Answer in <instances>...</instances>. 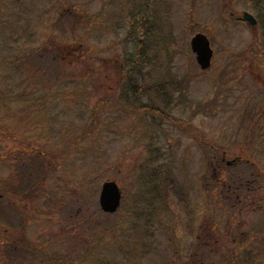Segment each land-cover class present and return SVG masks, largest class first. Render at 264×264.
<instances>
[{
  "label": "rangeland",
  "instance_id": "rangeland-1",
  "mask_svg": "<svg viewBox=\"0 0 264 264\" xmlns=\"http://www.w3.org/2000/svg\"><path fill=\"white\" fill-rule=\"evenodd\" d=\"M99 1L100 0H70L69 4H67L69 10L77 14L72 15V17L65 15V18L62 19L61 15L59 16L57 11H55L54 19L56 15V18H61V21L65 22L59 25L60 30L56 29L55 36L53 35L52 37L51 35L52 42L55 41L57 44L56 51L53 55L62 52L60 49H63L65 59L58 61L57 59L52 60L51 58L50 66L52 67H50L49 70H46L45 67V64H48L46 56H40L41 59L39 60V64L42 65V68L39 67L38 64L39 74L47 76H42V79L46 80V84L44 87H40L39 93L47 91L45 89L48 82L54 81L55 78V86L51 90V93L55 94V101L52 103L53 106L50 105V110L41 111V109H38L34 114V119L28 121L23 117L24 114L19 113L17 116L16 112L11 111H8L10 113L4 117V108L1 106L0 100V127L1 124H6V128H14L15 124L18 123L19 119L22 117V126L20 129H16V137L12 139L8 138L4 133L0 134V154L5 153V156L11 146L18 144L14 139H21L22 144L27 143L28 145H35V143H38L39 145L41 144L40 146L43 145L42 147L47 148L51 156L55 155L59 150L65 149L74 139L79 138L85 126H89L88 115L91 111L87 110V108H91L94 103H96L97 98L109 99L113 95L112 89H114V87L112 88V85L117 86L116 82L117 80L119 81V79H113L111 83L107 78L101 75V77L98 78V82H102L105 86L99 88L97 91L98 96L94 94L90 99V95L87 97H79L67 94L72 88L81 86V83H78L77 79H74V83H67L63 78H60L58 82H56L58 75L77 76L90 66L92 69L95 67L99 68L98 63H101L98 53L100 47L107 42V44L113 42V40H116V36L114 35L120 34L117 30L113 32L112 27H109L107 34L103 37L102 33L96 30V24L90 25L88 22H85L84 18L87 16L94 18L97 13L103 9L107 14L114 13L111 19L105 22V24L110 26L115 22V25L117 22V20L114 19L115 13H123L125 17L128 12V7L126 8L125 6V4H128L127 0H116L112 5L104 8H102V4ZM36 2L37 0L31 1L33 5L36 4ZM170 3L172 4L171 8H175L177 16L174 14L173 18L169 19V24L173 27H175L174 24H176L179 30H183L181 45L184 53H181L182 55L177 57L173 64V71L170 76L174 78L170 79V76L168 77L163 69L161 70L160 77L167 78L168 81L170 79L175 83L180 80L179 76H183L186 73L189 75H198V73L201 72L189 46L193 32L199 30L206 31L209 37H211L217 51L213 66L202 73V77L199 79L198 75L195 80L190 83V87L184 95L171 102L168 108H164L165 116L173 117L174 119L182 118L190 121V117H194L192 120L201 132V135L197 138L198 142L196 143L195 139L192 137L185 136L181 132V130H183L182 128L165 124L168 123V119L165 118V116H163V124L160 120L154 123L153 128L155 131L153 128L152 131H145L146 134L152 137L153 142L151 143L155 148V152H153L150 159L153 167L156 168V166H158L159 170L163 171L162 167L164 166L165 169V167L170 164L173 171L170 177L179 183V185L177 183V192L175 196L172 191L168 189L165 191V195H168L171 200L174 199L175 201L172 203L176 210V214L170 216L163 210V222L172 220L173 225L180 234L179 239L182 249H185L184 251H189L191 245L195 243L194 234L197 232L201 222L207 217L208 213H203L209 210L207 202L204 199V194L200 195L198 193L202 180L209 175L205 160L207 152L217 155L218 157H222L223 155L227 156L228 159H232L237 153L231 152L232 154H227L224 152V149L227 148L230 151L239 149L238 151L244 152L245 149H249V145L243 144L242 139L244 137H250L251 143L253 141L257 142L253 149L254 152L260 156L259 158L262 161L261 164L264 167V119L263 123L262 121L256 123L254 121L255 113L253 112L249 120L247 116L250 113L246 107H243L247 94L250 91H252V95H254L257 90H262L259 95L261 100L257 99L251 101L249 106L255 110H258L260 107L264 109V65L258 62L252 67L254 72L258 74L257 79L250 75L241 74L243 76L239 79L238 84L232 85L230 87V92L226 91V95H224L225 97L230 96L231 99L229 98V100L223 102L221 98L218 100L217 104L215 99L217 96L216 86L219 81V73L227 65H230L228 59L231 55L242 50H247L250 52L251 56L254 57L255 54L259 53L258 50L260 47L258 43L261 42L260 37H263L261 34L262 31H260L259 28L257 31H252L244 24L238 23L237 25L230 22V20H228L230 14L234 13L233 15L239 16L240 13L242 14L243 11L247 10L253 12L255 15L258 13L264 20V0H261L256 9L253 8L252 4H250L251 2L248 0H199V3H196L195 6L191 5L189 0H170ZM56 5L59 4L56 3ZM64 7L65 5L61 6V9H64ZM44 10H46V6ZM191 13L195 16V23H199V25L195 23H192L193 26L190 25V22L193 21L189 17ZM23 17L25 19H31V16L26 12L23 14ZM40 18L42 17L40 16ZM54 19H52V22L55 21ZM128 21L129 20H127V22ZM120 22L123 26L125 20L123 19ZM225 22H227V26L224 25ZM3 24L4 22L1 26ZM24 25L25 22L22 19L12 20L3 27V32L7 33L10 30L24 27ZM126 27L127 26H123L124 29L121 30L122 37L126 31ZM174 31L178 30L174 29ZM37 33H39L41 38H45L48 35V32L43 30V28L40 27L39 29V24ZM118 39H121V36ZM65 44L70 46V48L65 50L63 48ZM31 47V41L26 39L24 41V50ZM108 48L109 46L107 49ZM118 49L119 51L123 50L122 47ZM118 49L111 48V50H108L109 54L104 55L113 58V55L116 54L115 52ZM250 59L251 60L243 62L238 70L244 68L248 69V65L252 63L251 61L254 59L256 60L255 57ZM97 60L98 63L96 64ZM32 61L36 62L38 60H25L24 58L22 62V71L25 72L28 77H32V81L33 79L35 81L37 76L32 68L37 64ZM236 67L237 66H235V68ZM14 68L15 64L3 66L2 74L6 75L7 73H11L6 75L7 77L0 73V92L8 91L6 95H8L9 92L14 93L20 91L16 90L14 87L15 80L19 79V81H21V78L16 76L17 73ZM94 74L98 75L97 73ZM98 76H100V73ZM7 78L11 80L10 91L6 84ZM155 81H159V78ZM66 85L69 86L66 87ZM5 87H7V89H4ZM25 89L26 88H24V90ZM36 89L34 85L28 88V91H37ZM94 90H96V88ZM177 95L178 93H174V96ZM166 97L167 95H163V99L161 98L158 104H163L161 100L164 102ZM86 99L89 101H86ZM209 100L213 101V104H216L214 108H211L209 105L204 106L209 103ZM19 104L24 105L21 102L17 105H13V107H17ZM203 110H205V112H203ZM26 112L27 110L24 111L25 114ZM112 112L114 111L111 106H105L104 114L101 116V118H103L102 127L104 130L94 132L92 136L85 141H77V145L74 146L75 149L71 152L75 159L71 161L69 165L67 164V160L62 162V164L56 163L51 165V162L48 161L47 158L36 159L35 163L38 164V166L28 161L30 168H35L34 175L30 176V169L28 171L23 165L24 155L21 153L22 150L17 151L19 152V161L16 163H13L12 157L0 159V181L3 180V182H0V188L4 183L9 191L7 194L8 196L10 195L9 200L5 207L3 206V211H1L0 214V228L1 226L3 230H7L8 228L10 234L12 233V235L9 236L12 238H19L26 242L29 241L33 244L37 243L42 245L38 250L32 248L31 250L33 252H29V249L23 247L22 250L25 254L23 253L18 256L14 255L12 260L7 259L6 262L0 264H13L14 261L17 260L21 264H40L41 257L48 251H51L53 256H55L57 251H62V258H64L66 253L74 255L75 253L95 249L93 244L97 243L96 239L91 238L88 244H85L86 236L84 233L87 229L98 226L99 222L105 218L99 210V194L102 182L106 179L116 181L123 192H126L128 197L131 193V180L134 186L133 181L135 173L139 170V165H141V171L139 170V173H142L144 177L146 175V173H143L144 167L142 166L145 153L142 145L138 143V140L140 141L142 138L140 137V133L143 131H139L142 125H140V127L135 125V127L131 129V126L133 127L134 123H137V121H133V117H131L129 112H124L120 109H117L116 114H112ZM154 114L159 115V113L151 112L152 121H156V119L153 118ZM147 117H150V114H148ZM51 120L54 121L51 122ZM140 122L145 126L148 125L147 120ZM151 123L152 122H149V124ZM250 123L255 125L262 123L261 137L250 135ZM90 131H92V129L89 130V132ZM19 135H21L22 138L19 137ZM137 136L140 138H137ZM204 138L210 139L215 146H219L221 149H211L212 151L207 150L202 146V139ZM150 141L146 142L150 143ZM158 153H161L162 156H158ZM145 160L148 163L147 157ZM106 161H108L107 166L105 164ZM69 168L74 169L76 172V180L81 182L78 184L75 180L72 187L73 191L66 187L67 190L65 188L61 193H56L53 196L54 203H50L47 200L43 202L40 196H43L42 187L44 181L48 182L46 177L51 175V171H54L55 175L66 179L71 172ZM38 173L39 179H37L36 176ZM88 180L92 183L85 185ZM38 182L39 184L42 182V185L39 186ZM61 182L66 186L65 181ZM136 184H141L143 187L145 185L144 183ZM45 187H47V183ZM89 187H94V192H86L89 194L86 195V200H78L79 195L84 193L85 190L88 191ZM143 191L144 189H135V192ZM259 195H262V191ZM129 203L132 204L133 199H130ZM38 205H43V207H37ZM40 208L49 212L52 220L42 224H33L34 226L28 227L29 221H27V215L33 212L37 213V210ZM78 211H80V215L76 216ZM70 215L73 217H70ZM48 216L47 214L45 217ZM87 216L92 218L86 220ZM241 217L244 221V229L249 228L260 231L264 229V213L255 212L254 214L249 213L241 216L237 210L236 215L231 216L229 219V223L232 224L234 230L236 222L240 221L242 219ZM36 219V217H33V220ZM156 219H160V214L156 216ZM189 222H191L193 229L189 228ZM68 226H71V230L70 228L68 230ZM25 228H27V230ZM155 232L150 233L155 247H160L163 243V248L168 250V247L174 246L172 229L166 234H163L162 229ZM231 233L232 229L230 227V233L227 237ZM261 235L264 236L262 233ZM169 239H171V244L168 242ZM6 248L8 253H11L9 250L14 249V247ZM81 248L83 249L82 251ZM38 254H40L41 257H37ZM158 255L163 260L161 251L158 252V254H151L149 256ZM22 260L27 262L22 263ZM60 260L61 258L58 259V263ZM151 264H154V262Z\"/></svg>",
  "mask_w": 264,
  "mask_h": 264
},
{
  "label": "trees",
  "instance_id": "trees-1",
  "mask_svg": "<svg viewBox=\"0 0 264 264\" xmlns=\"http://www.w3.org/2000/svg\"><path fill=\"white\" fill-rule=\"evenodd\" d=\"M142 63L140 64L142 65ZM138 67L139 65L137 64L136 69ZM139 69L140 68H138L137 70ZM62 77L63 76L58 75L56 80H59ZM126 81L129 82L131 86H133L134 85L133 82L135 80L131 77H128L126 78ZM222 86L223 85H221V87ZM254 197L255 196H253L252 198ZM235 201L238 203L239 201H241V194H239L235 198ZM236 205L240 207H245V206L250 207V205L252 204H249L247 202L243 203L242 201L241 203ZM107 226L110 227V224H107ZM212 229L215 228L212 226ZM212 229H208V230L212 231ZM237 234H238L237 236H231V238L229 237L227 239L225 238L226 234L220 233L219 231L217 232L213 231V234H211L210 236V234L208 233V236H206L205 239L199 237L197 251L189 255L190 263L204 264V262L210 259L212 255L211 252L213 251L211 250L210 252L207 251V252L199 253V250H201L202 248L210 249L213 247H217L215 251V259L211 261V264L212 262L213 264L214 263L215 264H264V238L257 239L256 234L252 233V231L244 232L243 230H239ZM257 246L258 248H256ZM229 247L231 248L229 249ZM226 249L227 252H224ZM125 253L126 252H124V254ZM113 255H111L110 253L108 258L100 259L98 261V264H114L115 257H112ZM71 264H83V263H79L75 261Z\"/></svg>",
  "mask_w": 264,
  "mask_h": 264
},
{
  "label": "water",
  "instance_id": "water-1",
  "mask_svg": "<svg viewBox=\"0 0 264 264\" xmlns=\"http://www.w3.org/2000/svg\"><path fill=\"white\" fill-rule=\"evenodd\" d=\"M245 19L250 21L251 24H255L256 20L248 13L245 14ZM192 47L198 54L199 63L202 68L206 69L210 66L212 51L209 46V41L203 35H197L192 40ZM121 193L116 183L107 182L103 186L101 193V204L105 211H115L119 205Z\"/></svg>",
  "mask_w": 264,
  "mask_h": 264
}]
</instances>
